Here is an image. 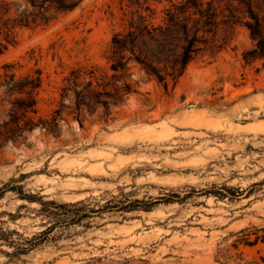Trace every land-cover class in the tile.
Wrapping results in <instances>:
<instances>
[{
  "label": "rangeland",
  "instance_id": "1",
  "mask_svg": "<svg viewBox=\"0 0 264 264\" xmlns=\"http://www.w3.org/2000/svg\"><path fill=\"white\" fill-rule=\"evenodd\" d=\"M122 18L120 0H84L47 26L20 29L17 44L0 56V71L12 64L20 78L39 70L37 116L48 117L72 69L108 71ZM251 46L239 27L230 46L192 62L167 89L138 73V93L106 127L80 128L70 119L60 137L35 128L32 137L30 130L0 144V190L8 189L0 227L16 237L44 238L52 216L14 186L45 201L89 200L84 210L113 196L158 200L150 211L99 212L57 225L28 254L0 253V264H235L240 254H264L262 242L233 246L244 229L264 227V70L261 61L244 63ZM9 108L0 105V122ZM225 186L243 194L213 193Z\"/></svg>",
  "mask_w": 264,
  "mask_h": 264
},
{
  "label": "trees",
  "instance_id": "2",
  "mask_svg": "<svg viewBox=\"0 0 264 264\" xmlns=\"http://www.w3.org/2000/svg\"><path fill=\"white\" fill-rule=\"evenodd\" d=\"M84 0H0V56L10 46L17 44L20 29L44 27L59 16L73 12ZM123 10L122 28L111 39L108 51V71L97 67H78L70 71L61 87L57 106L48 117L38 115L37 94L41 88L40 71L17 78L11 72L13 65L4 64L0 71V105L9 103L6 117L0 122V144L16 142L35 128H42L60 137L63 122L70 119L80 128L86 123H99L104 127L112 123L116 113L138 93L142 73L147 80H155L165 89L176 84L189 65L205 56L216 57L232 43L236 30L244 27L252 46L242 52L246 65L261 61L264 70V0H120ZM19 197L28 202H38L41 211L51 215L52 224L40 232L45 236L24 239L18 232L0 227V253L11 259L19 258L44 242L54 227L64 223H78L99 212L150 211L158 200L112 199L98 208L84 210L89 200L59 203L45 201L36 194L23 192ZM225 193H213L231 197L240 196L239 188L225 186ZM8 189L0 190V198ZM176 194H170L177 197ZM243 236L233 243L254 246L264 243V227H252L242 231ZM254 236L253 239L251 237ZM11 247L12 251L2 249ZM221 264H228L221 262ZM235 264H264V254L245 258L238 255Z\"/></svg>",
  "mask_w": 264,
  "mask_h": 264
},
{
  "label": "water",
  "instance_id": "3",
  "mask_svg": "<svg viewBox=\"0 0 264 264\" xmlns=\"http://www.w3.org/2000/svg\"><path fill=\"white\" fill-rule=\"evenodd\" d=\"M34 133H35V130L31 131L30 132V137H32L34 135Z\"/></svg>",
  "mask_w": 264,
  "mask_h": 264
}]
</instances>
